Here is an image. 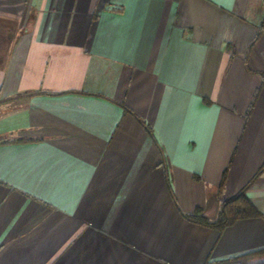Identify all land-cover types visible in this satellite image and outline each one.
Masks as SVG:
<instances>
[{
    "label": "crops",
    "instance_id": "1",
    "mask_svg": "<svg viewBox=\"0 0 264 264\" xmlns=\"http://www.w3.org/2000/svg\"><path fill=\"white\" fill-rule=\"evenodd\" d=\"M263 164L264 0H0V264L263 263Z\"/></svg>",
    "mask_w": 264,
    "mask_h": 264
},
{
    "label": "trees",
    "instance_id": "2",
    "mask_svg": "<svg viewBox=\"0 0 264 264\" xmlns=\"http://www.w3.org/2000/svg\"><path fill=\"white\" fill-rule=\"evenodd\" d=\"M264 170V164L258 169L253 179H256L258 175ZM252 179V180H253ZM246 187L237 192L234 196L223 201L219 211L215 218L208 219L202 213L201 209H196L191 214H182L183 217L193 223L200 224L206 227L216 229L218 231L224 230L226 227L234 224L238 220L250 219V218H262L264 214L261 213L253 203L248 199L246 195ZM264 254V249L248 253L247 257L253 255ZM244 264L245 261H244ZM260 264H264L260 263Z\"/></svg>",
    "mask_w": 264,
    "mask_h": 264
}]
</instances>
